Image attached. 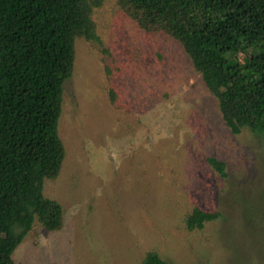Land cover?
Segmentation results:
<instances>
[{
  "label": "rangeland",
  "instance_id": "obj_1",
  "mask_svg": "<svg viewBox=\"0 0 264 264\" xmlns=\"http://www.w3.org/2000/svg\"><path fill=\"white\" fill-rule=\"evenodd\" d=\"M91 4L98 39L75 38L64 157L42 188L62 225L35 220L14 264H140L147 251L166 264H264V135L226 126L177 40L143 30L119 0ZM195 206L219 215L188 230Z\"/></svg>",
  "mask_w": 264,
  "mask_h": 264
},
{
  "label": "trees",
  "instance_id": "obj_2",
  "mask_svg": "<svg viewBox=\"0 0 264 264\" xmlns=\"http://www.w3.org/2000/svg\"><path fill=\"white\" fill-rule=\"evenodd\" d=\"M92 1L0 0V264H14L12 251L35 220L47 230L62 225L61 205L42 188L64 157L58 121L75 38L98 39ZM119 2L143 30L180 43L233 133L264 135V0ZM206 162L226 175L224 161ZM218 215L195 206L185 226L201 229ZM140 264L166 262L147 251Z\"/></svg>",
  "mask_w": 264,
  "mask_h": 264
}]
</instances>
